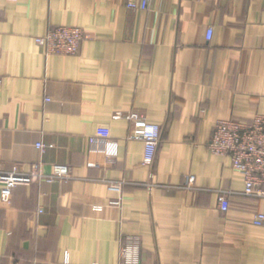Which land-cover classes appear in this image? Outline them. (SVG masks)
I'll use <instances>...</instances> for the list:
<instances>
[{"label": "crops", "instance_id": "1", "mask_svg": "<svg viewBox=\"0 0 264 264\" xmlns=\"http://www.w3.org/2000/svg\"><path fill=\"white\" fill-rule=\"evenodd\" d=\"M127 2L0 0V172L71 170L0 197V264H264V201L207 147L264 114V0ZM58 25L77 54L36 44ZM130 111L162 127L151 165Z\"/></svg>", "mask_w": 264, "mask_h": 264}, {"label": "built area", "instance_id": "2", "mask_svg": "<svg viewBox=\"0 0 264 264\" xmlns=\"http://www.w3.org/2000/svg\"><path fill=\"white\" fill-rule=\"evenodd\" d=\"M150 2L151 0H128L127 6L145 10ZM211 35L212 28H207L206 39L210 40ZM88 38V33L81 27L58 25L45 35L36 37L35 42L47 53L77 54L82 42ZM113 118H124L130 122L128 137L143 142V164L151 165L161 138L162 127L135 111L116 112ZM36 147L40 150L45 148L42 143H37ZM207 147L215 155L229 157L231 167L242 176L244 194L259 197L264 201V114H256L250 121L217 120ZM70 176V168L62 165L55 166L48 175L41 170L39 164H33L31 170L25 174L19 173L17 168L13 167L10 172H0V183L3 184L0 197L8 200L12 188L16 185L52 183ZM192 181L193 176L186 177V183ZM218 203L223 212L229 208V200L224 194L218 196ZM252 223L264 226V210L254 214ZM123 254H126V250Z\"/></svg>", "mask_w": 264, "mask_h": 264}]
</instances>
